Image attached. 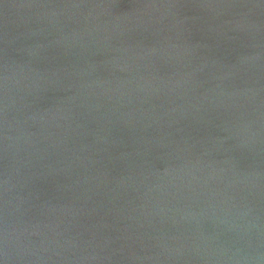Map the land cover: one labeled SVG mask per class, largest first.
<instances>
[{
    "label": "water",
    "instance_id": "obj_1",
    "mask_svg": "<svg viewBox=\"0 0 264 264\" xmlns=\"http://www.w3.org/2000/svg\"><path fill=\"white\" fill-rule=\"evenodd\" d=\"M0 264H264V0H0Z\"/></svg>",
    "mask_w": 264,
    "mask_h": 264
}]
</instances>
